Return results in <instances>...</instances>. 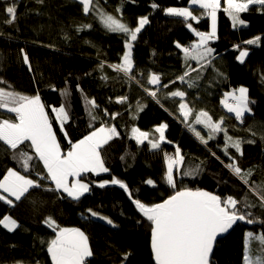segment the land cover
Returning <instances> with one entry per match:
<instances>
[{
    "label": "trees",
    "instance_id": "16d2710c",
    "mask_svg": "<svg viewBox=\"0 0 264 264\" xmlns=\"http://www.w3.org/2000/svg\"><path fill=\"white\" fill-rule=\"evenodd\" d=\"M12 3L17 8L16 19L9 23L5 9ZM94 4L131 29L138 26L141 18L148 19L132 44L131 75L135 80L112 67L123 63L125 34L108 31L97 13H84L79 0H0V81L4 82L0 87L40 96L64 153L101 126L115 127L118 132L100 150L109 171L82 174L81 180L89 184L90 191L79 201L62 191L49 190L55 185L50 180H40L46 175L42 162L34 158L31 170L24 171L13 150L0 141V180L13 169L42 185L30 189L27 198L14 206L0 200V219L11 216L19 224L15 231L0 224V264H52L47 245L55 233L45 223L49 217L61 228H79L87 235L93 252L89 264H155L149 222L118 185L99 187L113 177L125 182L134 198L149 205L184 188L205 190L222 199H237V208L242 212H251L257 221L264 220V207L251 184L263 180L264 185V8L251 5L240 13L245 25L233 27L231 18L222 10L224 2L218 12L217 38L208 43L214 50L212 56L197 63L185 61L182 48L199 43L192 29L210 32L211 19L206 10L191 6V0H94ZM169 7L188 8L199 22L168 15L165 10ZM257 36L261 38L258 44L245 43ZM244 50L248 55L241 63L238 57ZM25 53L31 69L24 62ZM185 73V82H181L178 77ZM152 74L160 76L158 90L147 82ZM240 87L248 89L251 108L243 122L221 102L225 93ZM144 88L156 91L157 99ZM65 91L69 93L67 97L61 95ZM173 91H183V100L172 97ZM121 97L127 100L118 102ZM91 100L98 107L93 108ZM181 102L192 109L187 121L181 114ZM61 106L69 114L63 128L51 111ZM139 106H143L142 111ZM201 111L207 112L214 122L223 120L228 136L243 141V155L229 146L223 132L208 139L209 129L194 124ZM14 117V113L0 109V120ZM165 124V140L160 149H152L147 140L140 144L133 138L132 129L139 128L150 137L154 134L150 140H155L159 136L156 128ZM190 124L207 144L189 128ZM20 147L34 156L32 149ZM177 147L184 164L174 173L177 188L172 189L165 182V153L174 156ZM229 156L235 158L242 171L252 170L249 185L226 167L233 163ZM188 172L192 174H185ZM148 179L154 181L155 187L146 183ZM245 199L253 207L245 208ZM89 209L113 223L92 217ZM249 231L264 233V224L235 226L225 240L218 242L212 264H245ZM250 248L253 258L264 255L257 241Z\"/></svg>",
    "mask_w": 264,
    "mask_h": 264
},
{
    "label": "snow or ice",
    "instance_id": "6c2138e0",
    "mask_svg": "<svg viewBox=\"0 0 264 264\" xmlns=\"http://www.w3.org/2000/svg\"><path fill=\"white\" fill-rule=\"evenodd\" d=\"M38 2L43 3V0H38ZM79 2L85 14H88L90 10L97 13L101 23L108 31L125 34L128 52L123 56L122 64L113 65L112 67L117 71H123L126 76L135 80V76L131 75L133 70L131 42L137 40V34L148 23V19L146 17L141 18L138 26L131 29L125 23H122L120 19L100 10L94 4V0H79ZM191 3L206 10V15L211 18V31L205 33L196 31L193 28L192 30L199 37V43L192 45L191 48H182L185 61L191 59L200 63L208 60L214 51L211 47H208V43L217 38V12L221 10V0H191ZM225 3L226 6L222 10L231 18L233 27L238 24L245 25V21L240 18V13L248 11L251 5H259L264 8V0H225ZM152 6L156 7L155 4ZM5 10L9 17L8 22L15 21L17 12L15 3L6 6ZM165 11L168 15L182 17L185 21L199 22L198 17L194 16L193 12L188 8L169 7ZM188 27L192 28V25L188 24ZM260 39L257 36L255 39L247 40L245 43L249 45L258 44ZM176 46L178 48L181 47L179 43ZM247 55L248 52L246 50L240 52L238 59L241 63H243ZM23 59L31 69L26 53L23 55ZM187 75L188 73H185L178 79L181 82H185V76ZM147 82L150 85L157 86L158 90L160 76L152 74ZM3 83V81H0V84ZM163 87H167V85H163ZM144 91L153 99H157L156 91L148 88H144ZM61 95L67 97L69 93L65 91ZM170 95L172 97H180L183 100L185 93L183 91H173ZM126 100V97H121L118 102ZM89 103L93 108L98 107L94 100L89 101ZM223 103L227 111L234 113L235 118L241 122H243L245 113L251 112L248 89L244 87L227 93ZM179 107L184 120L187 121L192 109L189 108L187 103L183 102L180 103ZM0 109H6L8 113L15 114L14 120H0V141L13 150L14 158L20 161L24 171L31 170L33 167L31 162L34 158L42 162L46 175L40 176V180L47 179L55 185L54 189L49 190L62 191L73 200L79 201L85 193L90 191L89 184L81 180L82 174L95 173L99 175L109 171L105 166L100 150L114 136L118 135L115 127L101 126L94 129L84 138L72 144L70 151L64 153L57 142L46 106L41 102L39 95L27 96L0 87ZM138 110L142 111L143 106H139ZM51 111L56 114V119L60 122L61 128H63V124L69 120V114L65 107H53ZM105 114L107 115V113ZM95 118V116H92V119ZM112 118L115 119V114ZM194 124L203 125L209 129L208 139H213L215 134L223 132L229 146L234 148L240 155H243L241 148L243 141L234 140L231 136H228L227 129L222 127L223 120L214 122L207 112L201 111L196 116ZM166 128V124L156 128L159 136L155 140H150L149 133L143 132L139 128H133L132 134L137 143L143 144L147 140L152 149H160L161 142L165 140L164 133ZM189 128L203 143L207 144V140L200 135V132L196 131L193 124H190ZM25 142L28 143L25 144ZM247 142L251 143L253 141ZM21 145L32 149L34 156L30 155L24 148H21ZM225 155H228L227 148H225ZM165 158L167 160L165 182L172 189H176L177 183L174 173L183 167L184 157L177 147L174 156H169L165 153ZM229 159L233 163L227 164L226 167L243 184L249 185L252 170L249 169L244 172L236 165L234 157L229 156ZM185 174L190 175L192 173L188 172ZM108 183L118 185L123 189L129 198L132 199L135 207L149 222L151 248L155 264H210V257L218 236L227 233L237 222L264 224V220L257 221L251 212L245 213L240 208H237L239 201L233 197L222 199L221 196L207 191H194L184 188L183 190L175 191L174 194L169 195L162 202L149 205L141 202L138 198H134L128 185L115 177L110 182L104 181L100 183L99 187L104 188ZM146 183L155 187V183L151 179H148ZM41 187L42 185L39 181L21 174L20 171L9 169L3 179L0 180V190L6 193L7 196L0 195V200L14 206L13 200L9 197H14L15 201H20L22 198H27L26 194L29 193L30 189ZM252 191L258 196L261 207H264V185H256L252 188ZM244 207L250 208L253 205L249 204L245 199ZM88 211L92 217L107 220L108 224L113 223L110 219L100 216L91 209ZM45 223L55 233V237L47 245V252L51 256L52 264H89V258L92 257L93 252L88 237L83 231L79 228H61L51 217ZM0 224H3L9 231L19 227L17 222L8 216L0 219ZM253 241H257L258 246L264 250V233L256 235L249 231L245 239L244 260L246 264H264V255L256 258L250 255L251 248L249 246Z\"/></svg>",
    "mask_w": 264,
    "mask_h": 264
},
{
    "label": "rangeland",
    "instance_id": "374dc122",
    "mask_svg": "<svg viewBox=\"0 0 264 264\" xmlns=\"http://www.w3.org/2000/svg\"><path fill=\"white\" fill-rule=\"evenodd\" d=\"M225 2V0H221V8H222V4ZM226 4V3H225ZM191 6H194V7H199L198 5H193L192 3H191ZM219 12V11H218ZM218 12H217V26H218ZM211 19V18H210ZM216 30H217V27H216ZM132 44H133V42H131ZM245 51V50H244ZM128 52V48L126 47V53ZM131 52H132V50H131ZM125 53V54H126ZM241 88V87H240ZM245 88V87H244ZM239 89V88H238ZM238 89H236V90H238ZM233 91H235V90H232L231 92H233ZM231 92H227V93H231ZM227 93H225V95H224V97L222 98V105L224 106V103H223V101L225 100V97H226V94ZM227 110V109H226ZM251 113V112H250ZM250 113H245V116L246 115H248V114H250ZM231 114H233L234 116H235V114L234 113H231ZM244 116V117H245ZM60 123V122H59ZM61 125V124H60ZM158 135V134H157ZM153 136H155L154 134H152L151 135V137H150V134H149V139L150 138H152ZM146 141V140H145ZM164 142V141H163ZM22 174V173H21ZM29 178H31V179H33L32 177H29ZM34 180V179H33ZM263 180H259V181H257V182H251V184H254L255 186L256 185H263V182H262ZM1 192H2V190H0ZM87 193H85L84 195H86ZM9 217H11V216H9ZM12 218V217H11ZM12 219H14V218H12ZM15 220V219H14ZM16 221V220H15ZM103 221H105V222H107V220H103ZM17 222V221H16ZM17 224H18V222H17ZM2 225V224H1ZM19 225V224H18ZM3 227V226H2ZM4 228V227H3ZM18 228V227H17ZM16 228V229H17ZM6 229V228H5ZM15 229V230H16ZM6 230H8V229H6ZM15 230H13V231H15ZM9 231V230H8ZM82 231V230H81ZM86 235V234H85ZM252 244V243H251ZM250 247H251V245H250ZM92 257H90V259H91ZM245 264H246V262H245Z\"/></svg>",
    "mask_w": 264,
    "mask_h": 264
},
{
    "label": "water",
    "instance_id": "95a60500",
    "mask_svg": "<svg viewBox=\"0 0 264 264\" xmlns=\"http://www.w3.org/2000/svg\"><path fill=\"white\" fill-rule=\"evenodd\" d=\"M194 191H195V190H194ZM202 191H205V190H202ZM207 192H208V191H207ZM237 225H242V226L252 227V226L255 225V223H253V224H247V223H245V222H237L235 225H233V227H232L231 229L228 230L227 233H224V234H222L221 236H218V237H217V241H216V243L214 244V247H213L212 255H211V257H210V264H212L214 251H215V248H216L218 242L225 240V239L230 235V233H231L232 230L235 228V226H237ZM152 254H153V252H152ZM153 259H154V254H153ZM154 263H155V259H154Z\"/></svg>",
    "mask_w": 264,
    "mask_h": 264
},
{
    "label": "crops",
    "instance_id": "0c3cea01",
    "mask_svg": "<svg viewBox=\"0 0 264 264\" xmlns=\"http://www.w3.org/2000/svg\"><path fill=\"white\" fill-rule=\"evenodd\" d=\"M55 133V132H54ZM56 138H57V136H56ZM57 142L59 143V141H58V138H57ZM61 147V146H60ZM62 150V149H61ZM71 150V149H70ZM69 150V151H70ZM63 152V151H62ZM100 174H102V173H100ZM82 182H84V181H82ZM84 183H86V182H84ZM54 184V183H53ZM66 194V193H65ZM0 195H5V196H7V194L6 193H3V192H1L0 191ZM10 199H12L13 200V203L15 204V203H17L18 201H15V198L14 197H9ZM9 217V216H8ZM2 226H3V224H2ZM4 227V226H3ZM5 228V227H4ZM7 229V228H6Z\"/></svg>",
    "mask_w": 264,
    "mask_h": 264
}]
</instances>
